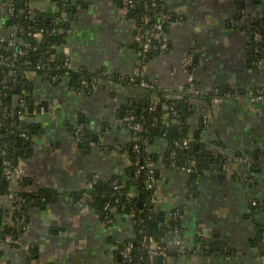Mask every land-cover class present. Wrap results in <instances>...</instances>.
<instances>
[{"label": "crops", "instance_id": "1", "mask_svg": "<svg viewBox=\"0 0 264 264\" xmlns=\"http://www.w3.org/2000/svg\"><path fill=\"white\" fill-rule=\"evenodd\" d=\"M162 1L173 18L167 32L170 48L155 51L148 59L150 79L169 90L187 86L189 68L184 67L183 57L191 54L195 79L213 94L211 97L223 98L218 103L208 97L191 101L194 112L188 119V138L196 141L199 153L202 148L209 151L205 156L210 164L194 184L190 185L186 170L164 164L165 139L151 143V151L159 157L157 179L164 196L160 208L180 209L183 244L190 247L180 253L171 236L163 262L264 264V248L260 250L258 241L264 236V209L253 212L250 206V199L264 200V100L252 103L242 97L245 91L264 83V61L259 66L258 57L253 56L255 33L247 27L264 16V0ZM29 2L44 17L56 11L54 0ZM69 5L67 43L73 68L90 74L108 71L113 76L133 75L138 65L134 29L115 1L70 0ZM13 30L8 7L0 3V40ZM22 90L32 93L29 103H35L34 110L40 111L36 98L47 101L50 109L43 112L42 119L33 121L38 132L18 161L28 179L25 189L48 188L52 196L43 207L35 202L29 207L23 235L3 247L4 264H114L120 240L132 233L131 222L116 215L113 224H107L99 204H92L93 196L84 192L98 173L104 179L117 176L123 184L129 182L134 194L139 174L128 154L132 141L125 111L129 99L141 100L148 90L117 80L112 86L78 89L53 84L47 75L34 76ZM228 93L236 96L228 98ZM29 96L16 94L13 102L28 105ZM206 113L211 116L209 126L202 121ZM78 130L87 136L86 142L77 138ZM219 151L225 156L252 155L254 167L235 165L237 171L245 173L243 180L228 173L221 177L224 170ZM8 169L0 175V222L4 223L10 222L12 215V193L22 188L18 178L8 177ZM204 231L210 236L203 235ZM198 237L207 242L204 252L195 250Z\"/></svg>", "mask_w": 264, "mask_h": 264}, {"label": "trees", "instance_id": "2", "mask_svg": "<svg viewBox=\"0 0 264 264\" xmlns=\"http://www.w3.org/2000/svg\"><path fill=\"white\" fill-rule=\"evenodd\" d=\"M4 1V0H1ZM10 1L14 6V13L10 15V23L15 25L16 23L22 27L19 30V36H22L26 40L31 41L37 49H29L25 54V57H20L15 61V66L5 65L0 63V175L3 174V170L6 168H11L18 164L19 158L22 153L26 151V148L30 145V139L36 132H38V125L19 119L17 112L19 110H24V107L19 103L15 104L13 102V97L16 94L23 95V90L26 85L29 84L30 80L25 79L19 73V75L10 83L6 82V77L13 68L20 71L27 66L23 63L24 60H29L33 63H37L40 59L42 61L48 60L49 63L45 68L36 69V75L41 77H46V75H52L54 73L64 74L66 68L64 67V56L58 53V47L67 41L68 38V19L65 21H60L56 24L54 22V16L59 15V11H54L49 17L42 16L38 17L40 12L36 10L37 15L35 19L30 20L26 16L29 0H5ZM60 6L66 11H68V6L70 0H55ZM117 5L120 4V0H114ZM256 3L258 0H251ZM147 2L151 8L163 7L165 11H168L166 5L162 0H139L135 8L129 11L128 17H134L137 21L141 16L152 11L147 12L144 8L143 3ZM157 3V7H153L152 3ZM169 12V11H168ZM156 19H151V23H156ZM252 33L259 32L262 34L263 39L260 41L255 40L254 36L251 40L252 54L255 57H260L264 55V16L256 18L249 22L247 26ZM56 28V31H52ZM38 29H44V36L41 40H37L32 37L30 32L36 31ZM61 31H58V30ZM166 32H169L170 27L164 28ZM2 45V46H1ZM7 43L2 42L0 44L1 50L6 54L9 51L6 48ZM258 47L259 53H256L255 48ZM50 50V52H47ZM155 54V51L149 53L148 59ZM32 64L30 66H32ZM29 66V67H30ZM70 79L69 85L78 89L84 88L81 84L82 80H89L91 77L98 75L99 72L88 73L82 70L70 69ZM149 78V75L146 77ZM116 80L120 81L116 78ZM123 84H134L129 81V79L121 80ZM135 85V84H134ZM157 90L162 95L159 104H157L154 111H149L148 108L151 106L153 100V93L147 91L146 96L141 100H132L126 104V111L133 109L137 118L145 123V130L139 132L138 142L132 141L128 144V154L132 161V167L134 171L138 172L140 166H144L143 169L139 170V182L137 183V189L134 194H131L129 182L123 184L117 176H110L107 179H101L94 184L91 195L94 198L92 204L100 207L104 219L106 220V215L111 218H115L116 215L127 216L129 213L134 214L135 222L132 225V233L125 238L121 239L119 242V247L114 253V264H149V254L145 246V241L147 237H154L160 244L167 249V253L170 250L169 239L174 236V231L177 229L178 232L183 235L184 227L181 220L182 213L179 208H174L169 211L163 210L160 207H155L151 202V194L153 189L148 188L145 183V175L147 171V164L149 162H154L158 164V155L156 152H147L145 148V142L153 143L156 140L165 139L166 149L164 155V164L167 166H172V162H176L178 166L188 165L191 161H195L197 171L189 174L190 185L194 184L197 176L206 170L210 164L208 163L207 156L201 155L199 151L191 153L188 146L183 145L185 139H189L188 135L190 133L188 119L194 112V106H190V102L194 98L208 97L210 98L213 94L208 93L204 95L203 93L191 92L188 86L183 87L180 90H169L158 87ZM23 91V92H22ZM177 94L179 97H167V94ZM30 98L27 97V102H31ZM173 107V109L178 113L177 118V128L179 131L173 132L171 126H167L163 123V116L167 111L172 113L173 110L167 109L166 107ZM6 109V112H4ZM22 133H26L28 137L22 136ZM165 134V135H164ZM199 133H196V138H198ZM84 142L87 140V136L83 135ZM83 142V141H82ZM178 142L179 144H176ZM138 143L140 150L136 151L134 149V144ZM175 151L174 157H171L172 152ZM219 162L222 164L229 161L228 156H225L222 151L217 152ZM237 155H244L252 160L254 167V157L247 153H241ZM252 167V168H253ZM157 170V169H156ZM240 175L234 171L231 175L236 176L243 180L245 173L239 171ZM157 173V171H156ZM157 176V174H156ZM117 180L119 185L118 188L114 187V181ZM28 185V179L24 177L21 183L22 188L18 190L17 194L22 195L24 198L22 201L23 211L26 213L29 207L35 202V204L43 207L48 203L52 196V190L48 188H40L36 191H31L25 189ZM38 195V196H37ZM37 196V197H36ZM259 200V199H258ZM257 200V204H253L250 201V206L253 212H257L260 209H264V200ZM109 204L110 207L115 208V211L105 210V205ZM178 211L177 215L174 212ZM11 217L10 222H0V241L4 243L17 242L19 237L24 233V229L17 225L15 219L19 212H14ZM28 217V216H27ZM263 232V230H262ZM7 237H11L12 241H6ZM196 239V244L200 245V251L204 252L206 250V241L202 237ZM260 250L264 248V241L262 238L258 239ZM126 246H130L129 257L130 260H124L121 253ZM3 248L0 247V257H3ZM157 264V262H156Z\"/></svg>", "mask_w": 264, "mask_h": 264}, {"label": "built area", "instance_id": "3", "mask_svg": "<svg viewBox=\"0 0 264 264\" xmlns=\"http://www.w3.org/2000/svg\"><path fill=\"white\" fill-rule=\"evenodd\" d=\"M139 0H120V4L117 5L120 11H122L126 16L128 17L129 11H131L133 8L136 7L137 2ZM0 3L5 4L8 7L10 15L14 13V6L10 1H1ZM28 10H27V18L30 20L35 19L37 12L36 8L30 3L27 2ZM55 10L59 11V15L54 16L53 20L56 24L60 23V21L67 20L68 18V11L64 10L62 6L59 5L57 1L54 0ZM144 8L147 10V12L152 11L151 14L147 13L140 17V19L137 21L134 17H128V19L132 23V27L134 29V40L137 45L138 49V65L137 69L131 76H121L116 75L113 76L112 73L108 71H100L98 75L91 77L89 80L85 79L82 80L81 84L84 87L85 90H94L97 89L101 85H107L112 86L116 83V78L119 79V83H121V80L129 79L131 83H134L142 88H145L148 91H151L153 93L152 96V104L148 108L149 111H154L157 104H159L160 99L162 95L157 90L158 87H161L157 85L154 81H152L149 78H146L148 76V55L149 53L153 51L158 52H167L169 50V38L168 34L165 31L164 28L171 27L173 24V18L172 14L168 11H165L163 7L159 8H151V6L147 3H143ZM153 7H157V3H152ZM156 19V23H151V19ZM19 30H22V27L18 25L17 23L14 25V30L10 33L9 37L3 38L0 40V44L2 42L7 43V50L9 51V54H6L1 50L0 47V63H3L5 65H11L12 67L15 66V61L19 59L20 57H25V54L29 49H37V46H35L31 41L26 40L22 36H19ZM52 31H56V28H54ZM58 31H61L60 29ZM33 38L37 40H41L44 36V29H38L36 31L30 32ZM254 38L257 41H260L263 39L262 34L259 32H255ZM2 46V45H1ZM264 49V47H262ZM58 53L63 54L64 56V67L67 71H65L64 74L54 73L52 75H47L48 79L53 84H59V85H69V79H70V69H74L72 66V55L70 48L68 46L67 41L61 44L58 48ZM256 53H259L258 47L255 48ZM47 52H50L48 50ZM258 59V65L261 66L262 62L264 61V55L257 58ZM27 68H23L20 71H18L16 68H13L8 76L12 77V80L15 79L19 73L22 77H24L27 80H30L36 76V69L45 68L49 61H42L41 59L37 63H33L29 60H24L23 62ZM32 64V66H30ZM183 65L184 67L189 68V75H188V88L191 92H197V93H203L205 96L208 95V92H206L202 86L199 84V82L195 79V76L193 74V56L191 54H187L183 57ZM30 66V67H29ZM162 88V87H161ZM166 89V88H164ZM229 97H235L236 95L234 93H228ZM213 96V95H212ZM167 97H173L177 98L179 97L177 94H167ZM245 99L249 100L252 103H257L264 100V83L260 84L259 86L247 90L242 95ZM212 103H218L223 98L219 97H210ZM20 105L24 107V110H19L17 112V115L19 116V119L26 120V121H39V119H42L43 111L34 110L33 112H29L28 106L24 101L19 102ZM191 104V102H190ZM167 109L173 110L172 113L170 111H167L164 114L163 123L167 126H171L174 124H177V118L178 113L173 109V107H166ZM6 112V109L5 111ZM125 121L126 124L131 132V141L138 142L139 136L137 135L139 132H142L145 130V123L143 121H140L136 114L134 113L133 109L127 110L125 114ZM202 121L204 125L209 126L211 123V116L210 113H206L202 116ZM81 130V129H80ZM78 130L77 131V138L82 141L83 132ZM165 135V134H164ZM22 136L28 137L26 133H22ZM189 139H185L183 141L184 146H188ZM176 144H179L176 142ZM151 144L149 141L145 142V148L147 152L151 151ZM134 149L136 151L140 150V147L138 143L134 144ZM176 154L175 151L172 152L171 157H174ZM229 161L222 164V169L225 173L232 174L234 171L237 172L238 175H240V172L235 169V165L237 164H246L248 167L252 168V160L244 155H234V156H228ZM172 166L174 167H180L183 170H186L188 173H192L197 171V167L195 165V161H191L188 165H181L178 166L176 162H172ZM144 166H140L139 170L143 169ZM8 177H15L18 178L19 181L22 183L24 179V172L19 164L12 166L8 169ZM156 164L154 162H149L147 164V171L145 175V183L148 188L153 189V192L151 194V202L155 207H160L161 204L164 203V196L161 192V189L158 186V179L156 176ZM245 176H243L244 179ZM104 179L100 174L95 173L90 181L88 182L84 195L85 196H91V192L93 189V186L97 181ZM114 187L118 188L119 185L117 183V180L114 181ZM132 194V193H131ZM12 198L14 200L13 206H12V215L15 214L14 212H19V215H16L15 219L17 221V225L20 226L22 229H26L28 222H27V213L23 211L22 201L23 197L22 195H19L17 193H12ZM253 204H257V199H250ZM106 212L108 211H115V208L110 207L109 204L105 205ZM178 211L174 212V215H177ZM11 215V216H12ZM125 216V214H123ZM10 216V220L12 217ZM130 222L131 225L135 222L134 214L129 213L126 216ZM106 223L111 225L114 222V218L109 217L106 215ZM264 235V231H263ZM174 240L178 244V249L180 253H186L189 250V246L183 244V235H181L178 230L176 229L174 231ZM202 239H204L202 237ZM205 240V239H204ZM264 240V236H263ZM6 241L11 242V237H7ZM207 243V242H206ZM7 243H4L0 241V247L3 248ZM145 246L149 254V264H156L157 257L159 255L166 256L167 249L166 247L162 246L159 241H157L154 237L150 236L147 237V240L145 241ZM119 245L117 246L116 250L118 249ZM208 245L205 244V248H207ZM130 246H126L125 249L121 251L124 260H130L129 253H130ZM196 251H200V245L196 246ZM264 257V255H261ZM264 261V258L263 260ZM5 260L3 257H0V264H4Z\"/></svg>", "mask_w": 264, "mask_h": 264}, {"label": "water", "instance_id": "4", "mask_svg": "<svg viewBox=\"0 0 264 264\" xmlns=\"http://www.w3.org/2000/svg\"><path fill=\"white\" fill-rule=\"evenodd\" d=\"M68 10H70V5L68 6ZM179 12H183V11L181 10V11H179ZM38 17L41 18L42 15L39 14ZM70 17L72 18V13H70ZM156 53H158V52H156ZM195 59H196V57H195ZM11 81H12V77H11V76H7L6 82L9 83V82H11ZM222 88L224 89V86H222ZM24 94H26V95H30V96L32 95V93H31L30 91H24ZM36 105H37V107H38V109H39L40 111H43V112H46V113H48V112L50 111V109H48V106H47V101H45V100H39V101H38V99L36 98ZM27 106H28V110H29V112H33V111H34V108H35V103H34V102H33V103H29ZM39 124H40V123H39ZM172 130H173V132L175 133V132L177 131V127H176V126H173V127H172ZM188 149H189V151H190L191 153H195V151H196V141H195L194 139H190V140H189V142H188ZM206 152H209L206 148H202V149L200 150V154H201V155H205ZM207 155H208V154H207ZM254 169H256V168H254ZM220 176H221V177H225V176H226L225 172H224V173H221ZM3 182H4V179L1 180V183H3ZM114 234H118L117 231H116ZM203 235L209 237V236H210V233H209L208 231H204V232H203ZM116 238L119 239L118 235H116ZM208 243L210 244V243H212V242H210V241L208 240ZM213 243H215V242L213 241ZM218 243H219V242H217V244H218ZM220 243H222V245H225V242H220ZM220 243H219V244H220ZM163 259H164V256L159 255V256L157 257V264H164ZM48 264H54V263L49 261Z\"/></svg>", "mask_w": 264, "mask_h": 264}, {"label": "bare ground", "instance_id": "5", "mask_svg": "<svg viewBox=\"0 0 264 264\" xmlns=\"http://www.w3.org/2000/svg\"><path fill=\"white\" fill-rule=\"evenodd\" d=\"M37 196H38V195H37ZM37 196H36V197H37Z\"/></svg>", "mask_w": 264, "mask_h": 264}]
</instances>
